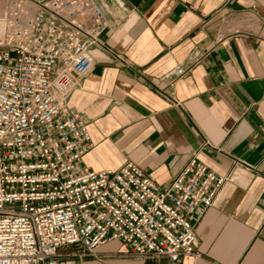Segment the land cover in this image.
Instances as JSON below:
<instances>
[{
  "label": "crops",
  "instance_id": "0c3cea01",
  "mask_svg": "<svg viewBox=\"0 0 264 264\" xmlns=\"http://www.w3.org/2000/svg\"><path fill=\"white\" fill-rule=\"evenodd\" d=\"M96 1L106 26L67 100L82 165L132 162L162 190L194 158L226 181L195 227L201 257L176 264H264V0Z\"/></svg>",
  "mask_w": 264,
  "mask_h": 264
},
{
  "label": "built area",
  "instance_id": "2783aa9c",
  "mask_svg": "<svg viewBox=\"0 0 264 264\" xmlns=\"http://www.w3.org/2000/svg\"><path fill=\"white\" fill-rule=\"evenodd\" d=\"M105 26L96 0H0V264H104L109 243L116 259L201 257L225 177L192 158L161 190L132 162L82 165L91 139L67 100Z\"/></svg>",
  "mask_w": 264,
  "mask_h": 264
},
{
  "label": "rangeland",
  "instance_id": "374dc122",
  "mask_svg": "<svg viewBox=\"0 0 264 264\" xmlns=\"http://www.w3.org/2000/svg\"><path fill=\"white\" fill-rule=\"evenodd\" d=\"M115 248L114 249H107V250H115ZM107 250H104V251H107ZM69 252L79 254V253H82L84 251L78 246V247H71L69 249ZM102 255H104L102 258L104 259L106 264L118 263V262H122V261H129L130 262V259H116V258H112V257H108V256L106 257L105 255H107V254H102ZM150 261H152V260H150ZM150 261H144V264H150ZM85 264H87V263H85ZM88 264H94V262L93 263H88Z\"/></svg>",
  "mask_w": 264,
  "mask_h": 264
},
{
  "label": "bare ground",
  "instance_id": "6f19581e",
  "mask_svg": "<svg viewBox=\"0 0 264 264\" xmlns=\"http://www.w3.org/2000/svg\"><path fill=\"white\" fill-rule=\"evenodd\" d=\"M109 244H111V243H109ZM114 244H116V243H114ZM107 247V246H106ZM116 247H117V244H116ZM101 250V249H100Z\"/></svg>",
  "mask_w": 264,
  "mask_h": 264
}]
</instances>
